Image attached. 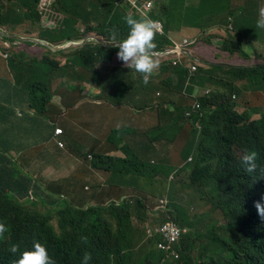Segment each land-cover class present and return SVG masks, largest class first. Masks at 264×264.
Wrapping results in <instances>:
<instances>
[{
  "label": "trees",
  "instance_id": "obj_1",
  "mask_svg": "<svg viewBox=\"0 0 264 264\" xmlns=\"http://www.w3.org/2000/svg\"><path fill=\"white\" fill-rule=\"evenodd\" d=\"M153 1L154 7L149 11H143L152 13V21L161 19V16L168 13L173 23H187L186 25L189 27H191L189 19L194 17L195 14L210 12L211 14L223 15L225 18V15L228 13V19L229 22H233V28L231 29V25H229V29L227 28L220 32L211 33L208 30L209 26L215 25L214 16L209 21L197 17L192 20L201 27V33L197 39L215 43L216 46H219V42L224 40L223 49L231 54L243 52V38L246 39L248 37L244 34V31H248L252 35L254 34L255 28H257L256 21L259 11L260 9H264V2L260 5V0H239L238 4H235L236 0H201L204 2L198 4L197 8H195L194 2L185 8L186 0H169L160 6L156 3L157 0ZM12 2H20L23 6H27L39 20L40 16L37 11L39 0H0V25L4 26L6 19H3L4 17H14L16 14L15 9L10 6ZM21 4L18 6L20 7ZM56 7L64 12L67 17L62 22L61 29L56 34L52 32L54 36L51 38L54 40L83 39L94 34L102 41L118 43L128 33V25L122 19L124 16H131L134 19L146 18L140 12L131 9L130 4L124 2V0H58ZM19 9L21 10V8ZM190 10L191 12L189 13ZM236 12L242 14L238 28L235 25V18L233 17ZM81 22L83 23V27H86L85 33L77 30V26ZM32 26L33 24L31 23V29ZM258 29L260 30V28ZM166 32L168 33V30ZM230 32L239 33V35L234 37ZM38 34L41 37L44 36L41 30L38 31ZM3 39L15 41L13 38L3 37ZM153 43L155 47L151 51H163L169 46H174V42L169 36L161 35L155 29ZM96 45L98 46L97 50L90 51L88 49V46L94 47ZM117 47L118 45L108 47L92 41L80 46V48H73L72 52L65 55L67 57L66 60L55 59V62H53L48 57H45L43 62L37 61L42 66L43 71L40 76L39 66L35 68L36 73L31 84L30 98L27 102V107L22 108V111L24 109H33L43 117V121L39 124L38 122L41 120H38L36 116H29V113L27 115L26 113L19 115L17 119L10 120L6 117L12 112H3V110H8V108H6V105L0 106L3 107V110L0 111V122L2 121L7 125H5L7 127L6 131H14L15 128L19 131L18 127L23 126L25 128L26 123H32L30 131H38L35 139H46L44 136L47 129L50 127L51 130L54 129V126L49 124L66 125L67 122L70 123L71 119L81 121L83 118L82 107H85L88 113L92 115V117L87 116V118H93L95 116L93 115L94 111L96 109L99 110V104L94 103L93 100H86V88L83 86L77 88L71 86L70 89L64 86L58 90L60 91L59 95L62 97L61 103L55 104L51 102L52 95L49 92L46 81L48 74L56 71V69H52L49 62H52L51 64L57 68L62 67L65 70H70L72 64H75L80 68L79 72L86 69L85 73L89 76L88 68H90V65L88 62L92 63L91 67L93 64L111 62L116 54ZM55 53L63 54L65 52ZM245 57L249 59L250 56L246 55ZM153 58L157 59L158 57L153 56ZM125 67L124 73L130 78L133 90L137 93L143 92L144 94L142 90H145L146 87L141 86L140 88L138 84L140 73L134 71L131 63H126ZM182 68V79H185V86L189 76V69ZM231 70L235 82H239V80L245 81V85H248L249 81L246 76L250 75L264 86V65H255L248 68H232ZM90 75H93L92 71ZM209 76L212 77L211 73ZM189 78L191 82H198L201 87L210 88L213 85H210V79L203 73L202 68H198L196 72L190 74ZM165 79L173 82V79L170 77ZM85 81H89L87 76ZM9 83L12 86L15 81ZM218 91V95L216 96L222 97L228 102L225 92ZM182 97L185 98L186 96L182 94ZM202 102V110H196L197 103L191 97L190 99L185 98L183 104H180L183 105L187 112H193L192 114L196 118L201 119L207 114L210 100L203 97ZM77 105L80 107L76 108ZM232 107V105L228 104V113H232ZM238 116L241 118V115ZM102 117L106 119V111ZM157 118L161 119L160 116H157ZM241 119L245 120V116H242ZM256 123L258 124L251 125V135L249 133L246 137V149L248 152L256 153L255 163L257 168L248 171L244 161L233 158L231 152L228 150L227 155L222 153L221 158L222 162L227 165L224 166V171L226 170L227 174L223 172L222 174L218 173V170L213 176L214 180L221 179L225 187L228 186L234 189L232 175L236 176L240 172L245 173L242 179L248 183L251 191L247 187H244L242 192L245 195L251 193L253 195L251 201L243 202L238 200L239 209L237 211H240V214L235 217L231 214L217 228H213L212 226L203 228V230L191 228V231L180 242L177 250L179 257L178 259H173V263L264 264V220L257 214L254 207V202L259 201L261 196L264 195V173L260 171L261 168H264V118ZM1 128L0 135L4 130L3 125H1ZM101 128H103V125ZM101 128H99L100 133L102 132ZM163 131L164 128L160 126L158 137ZM252 137L259 138L262 147ZM112 138L113 136L109 137V139ZM89 139L90 142H93L97 138L91 135ZM33 141V139L27 140L24 147L26 149L32 148ZM201 142L205 143V140ZM10 145H7L4 150L7 151ZM198 148H201V146H198ZM47 152L48 147L39 148L37 156L41 157ZM92 156V161L87 159L90 161L86 165L87 172H91L90 167L96 170H111L114 158L98 155L97 153H93ZM23 157H20L19 161ZM117 159L121 164L122 158ZM10 162V160H7L6 165ZM6 165L0 166V264H14L19 253L30 249L34 242H40L45 246L53 264H82V258L85 253L90 257L88 264H134V256H136L134 241L141 227L147 224L150 225V221L147 220L149 210L147 201H142V199L136 200L137 197H134L133 199H126L120 204H116L110 199L108 206H104V204L93 205L86 211L71 207L68 204L67 208L58 212L60 207H51L54 205V196L50 190L59 189L58 193L64 195H67L69 190H73L78 193L76 195L83 196L81 190L77 188V181L74 182L73 178H68V176H61L57 180L55 178L54 181L52 177V179H45L43 184L40 181L38 184H35L32 177L24 174L22 169L11 171L5 168ZM199 165L201 168L198 170L197 176L198 180L203 181L209 175L205 170L206 166ZM140 166L146 168L144 164H140ZM20 174L22 175V179L18 180L17 177ZM202 181L196 182V185ZM175 187L180 188L179 185H174L166 193L171 192V190L172 192L175 191ZM29 192H31V195H29ZM108 192L110 193V190ZM166 193H164L163 197ZM106 196L110 197L109 194H106ZM49 197L51 198L50 206L47 205L46 200ZM99 197L100 194H96L91 198L99 203H103ZM54 198L57 200L56 204L59 205L60 199ZM22 201L26 202L27 205H24ZM169 206L173 207L175 211L170 209V212L167 214L161 212V218L158 216L159 220H168L167 218L170 220L172 218V221L178 222L182 226L195 227L193 226L192 219L188 218V215H184L185 208L181 207V205L178 207V204H171ZM53 214L60 218L61 234L54 233L51 227L47 225L49 215L52 216ZM152 215L151 221L155 219V213ZM221 233L225 234V236H221ZM201 239L204 240L202 241ZM152 243L151 239L143 240V243L140 245L141 250L148 249V247L153 248ZM13 246L17 249L16 253L11 251ZM162 259H164V254L154 249L153 252L148 253L144 264H159ZM164 264H170V261Z\"/></svg>",
  "mask_w": 264,
  "mask_h": 264
},
{
  "label": "rangeland",
  "instance_id": "obj_2",
  "mask_svg": "<svg viewBox=\"0 0 264 264\" xmlns=\"http://www.w3.org/2000/svg\"><path fill=\"white\" fill-rule=\"evenodd\" d=\"M165 2L166 0H157L156 3L160 6ZM193 2L195 3L196 0H186L185 8L192 5ZM263 2L264 0H260V5ZM238 3L239 0H236L235 4ZM19 4L21 3L12 2L10 6L15 9L14 11H18L19 8H21L20 14L16 13L14 17H4L3 19L6 18L5 24L4 26L0 25L4 29V32L7 36H9L10 34L12 36L20 37L36 36L38 35L39 25L44 37L48 38L47 41L51 43L59 42L58 39L54 40L53 38H51L52 36H54V34H52V31H56V34L57 31H59L62 27L61 23H59V25H55V23L50 20L49 15L56 12V10L53 9V6L50 9L42 10L39 4L38 13L41 14V16L38 22V18L32 14V11L29 10L27 6H23V4H21V6L19 7ZM190 12L191 10L189 11V13ZM59 16L65 17L67 15L62 12ZM212 16L215 17V25L209 26L208 29H211V31L220 32L225 30L229 25L233 24V22H229L228 13L225 15V18L223 15L220 16L217 14H212ZM241 16L242 14L240 12H236L235 15H233L237 28L239 26ZM161 19L163 20L168 30L171 32L170 36L174 38L172 40L176 45L179 43L177 40L182 39V37H186L189 39V41H191V38L198 37L199 35L200 30L198 28L201 27H199L200 25L198 23L191 22V27L187 26V23H173L170 20V16L168 13L162 16ZM31 23L33 24L32 29L30 28ZM82 26L83 24L79 23L77 26V30L80 29L82 33H85L86 27L84 28ZM184 28L186 32L185 35L183 34ZM244 34L248 37L246 39L243 38V52L240 53L239 56L241 58H245L246 55H249L254 63H258L259 61H261L260 54L264 53V28H260V30L258 29V27L255 28V32L253 35L248 31H244ZM238 35L239 33H237V36ZM81 43L83 42H81L80 40L78 42V46L73 48H80V46L82 45ZM4 44L6 43H3V38L0 37L1 60L2 65L6 67V73L1 75V78L4 80H0V103H2L0 104V106L6 105V108H8L6 112H12V109L22 110V108L27 107V102L30 98L31 84L36 73L35 68L39 66L40 76L41 72L43 71L42 66H40L37 61L43 62V58L47 56L53 62H55V59L62 60L64 57H66L65 55L68 54L72 49L69 51L67 49V52L59 55V53H54L53 51H51L50 46H47V48L23 43L19 47H7ZM205 44L206 43H201V40L195 41L189 45H186V48L198 51V47L202 46L204 53L211 55L214 50V48L212 47H216L217 50L214 51H217L218 53H214V56L218 57V61H216L217 63H224L227 60L229 64L236 65L243 61L238 58L239 56L236 58L237 61L228 59L229 54L226 53L227 51L223 49L224 40H221L219 42V46H216L215 43H210V47ZM97 47V45L94 47L88 46V49L90 51H95L97 50ZM60 48H65V46L61 45L59 46V49ZM176 48L171 49L169 47L168 50H163L161 53L167 54L173 52ZM51 52H53L54 54H51ZM4 53L8 55L7 58L4 57ZM88 63L91 67L92 63ZM50 65L51 68L54 67L53 64ZM77 68L78 66H76L75 64L71 66L70 70H65L62 67H56V72L54 71L52 74H48L47 76L49 92L55 93V91H58L61 85L58 80L62 79L63 76L66 78L67 86L73 83L74 77H77V80H81L78 77ZM88 70L90 71V73L92 71L94 75H97L96 73L99 74L98 77H94L91 80L92 83L96 84L97 81L101 82L102 84H105L106 90H108V86L110 83V90L117 91L118 96L113 99L107 93L103 94L99 102H101L102 99H105L102 97H108L109 99L107 98V100H114L115 103L113 101H103L98 114L93 116L91 120H87L85 123H82V121H74V119H71L70 123L67 122L66 125L62 124L57 126V128L67 131L63 136L67 139L57 140L55 142L58 145V151H68V155L71 161L69 162L70 167L68 166L67 162L66 169H60L59 171H57V173L55 174L56 176L65 174L75 175L80 177V180L82 182H93L94 184H88L89 188L87 191L79 188L84 195V199L88 201L94 200L91 197H94L96 194H100V197H104L105 192L110 190V197L122 198L123 196H134L137 197L136 199H142L143 201H147V203L149 202L150 204H148L151 207H153L154 205V207H156L157 205L178 204L179 202L180 204L178 205H181L183 208L187 209L184 211V215H188V218L192 219L193 226H195V229L197 230H203V228L209 226L217 228L220 223L224 222L227 217H229L231 214H234L239 209L238 200L236 196L231 192L232 189L227 185L226 186L228 188L225 187L221 179L214 180L213 178L218 170V173L222 174V172L220 171V155L217 154L215 150L211 153L207 150H197L195 143L198 142L201 131L192 127L189 117L185 113L183 114L179 107H177V109L173 111L171 106L170 109L172 111L170 110V112L174 113L172 116V121L175 119H180L182 121L180 128L177 129V126H169L167 116H163L161 122L158 123L157 117L155 116L154 112L152 115L148 114L152 108H154V111L158 110L160 105H162V109L167 110V106L164 104L163 96H161V94H164V92L168 90L169 87L166 84H161V81H159L158 77H168V75H173L168 68H163L158 73L156 67L154 73L149 76V80L146 83L143 79L144 75L141 74L138 83L139 86L146 87L150 91V96L148 98V102L146 103H130L129 100L125 101L124 94L128 92L127 88L124 86L122 80H116L110 74L108 67L104 64V62L96 64V66L94 64L93 67L88 68ZM209 72L210 69H203V73L208 77ZM214 74L220 76V80H224L226 77L225 67L216 66V68L214 69ZM174 76L175 84L172 87L173 92L181 89V86L177 82L178 80L176 78V75ZM12 81H15V83L11 86V83L9 82ZM125 81L130 82V78L126 77ZM228 83H230V81ZM187 84L190 85V82L188 81ZM252 85V91L259 90V86L256 82L251 84V86ZM91 89L96 90V87L92 86ZM228 92L230 91L228 90ZM136 94L137 93H133L132 96L134 97ZM53 102L55 104H60V96H55L53 98ZM181 103L183 104V101H181ZM78 107L80 106L78 105ZM2 108L3 107H0V111L3 110ZM32 110L24 109L26 115L29 113V116L34 117L33 113H31ZM81 111L83 116L82 119L87 118V116L92 117V115L88 113L85 107H82ZM105 111L107 114L106 125L102 123L103 128L100 136L93 142H90L89 137L94 131V126L99 121L100 117H102V115L105 113ZM94 112H97V109ZM18 113L21 114L20 111H18ZM127 117H129L130 120L126 119ZM73 118H75V116H73ZM73 124L76 125L74 126ZM160 126L164 128V131L161 133L162 138L158 137ZM1 129L2 128L0 124V130ZM31 129L32 123H26L25 128L23 126L18 127L19 131H17V128H15L14 131L9 132L3 130L0 135V165L3 164L5 153L4 149L7 145H14L18 142H26L27 140H34L36 138V134L38 131H30ZM88 133L91 134L89 135ZM68 134L70 135L68 136ZM110 136H113V138L109 139ZM127 140L130 141V143H134V146L130 150L127 151L126 149L124 151L126 153V158L122 159V162L120 164L119 160H116V148L118 147L117 143H121V141H123L122 143H127ZM68 143L70 144L71 149ZM86 143L112 144L106 147L103 152L105 156L115 159L114 163L112 164L111 170H105L106 178L99 171H96L93 174L79 172V167H81V165L84 163L86 155H88V158L91 157L90 148ZM143 143L150 144L143 146ZM61 144L63 147H59ZM33 150L34 148H29V151ZM149 151H152L153 154H149ZM79 153H82V157H79ZM201 154L205 155V162L202 160L200 156ZM244 156L245 155L242 153H237V157ZM76 158H78V160H76ZM125 160L127 161L124 162ZM140 164H144L146 168L141 167ZM199 164L206 166L205 170L209 175L207 176V178H204L203 181L198 180L197 176L198 170L201 168L199 167ZM49 165L54 166L50 162L37 159V161L32 165L31 171L26 170L25 167L21 168L22 172L32 177L33 183L36 184L37 180L42 179V176H46V179H52V175L50 174L54 170L52 168L49 169ZM73 168H77L75 170V174ZM177 169L180 170L178 171ZM169 171L171 172L170 174ZM194 172L196 173L194 174ZM166 174H169V176H167ZM42 180L44 181L45 178H43ZM111 181L112 183L110 184ZM177 181H180L183 184V191H181L182 188H179L171 192V194L173 193L171 197V194L166 192L169 191ZM198 181L202 182L196 185V182ZM97 183H101V185H98ZM182 192L185 197L183 195L180 197V194H182ZM72 193L73 190L68 191L69 198H73L75 196H73ZM164 193L166 194L163 197ZM178 193L179 196L177 197ZM29 195H31V192H29ZM53 199L54 205L51 206L52 208L58 206L56 204L57 200L54 197ZM46 200L47 205L50 206L51 198H46ZM187 200H190V202ZM24 205H27V203L24 202ZM59 206L61 210H64L66 208V205L62 200H60ZM150 210L152 211V209L148 210L147 220L149 219L148 221L153 223V221H151L153 212H151ZM188 210H190V212ZM160 214L161 213H159V215ZM59 221L60 218L55 214H53L52 216L49 215L47 221V225H49L52 231L57 234H61ZM146 226L148 225H144L141 227L140 232L137 235L136 240L134 241V248L136 250V256H134L133 261L134 264H144L148 253L154 251V249L151 247L143 250H141L140 248L143 240H145V236L149 235V230ZM155 231L156 229H154V231L152 230V234H154ZM221 236H225V234L221 233ZM168 261H170V264H176L173 263L172 259L168 258L162 259L159 264H164Z\"/></svg>",
  "mask_w": 264,
  "mask_h": 264
},
{
  "label": "clouds",
  "instance_id": "obj_3",
  "mask_svg": "<svg viewBox=\"0 0 264 264\" xmlns=\"http://www.w3.org/2000/svg\"><path fill=\"white\" fill-rule=\"evenodd\" d=\"M209 1V0H208ZM58 0H39L38 2V7L37 11L40 7L42 10L44 9H50L53 6V9L56 10L55 13H52L49 15L50 20L55 23V25H59V23L62 24L64 21L65 17H60L59 15L62 13L61 10L58 9L57 6ZM124 2H127L130 4L131 9L134 11L140 12L144 17L143 19H134L131 16H124L122 19L124 22L128 25V33L125 38L119 40L118 43H108L105 41H102L98 38V36L91 34L86 38L83 39H67V40H59L57 43H51L47 41L48 38L41 37L39 34L36 36H25V37H20V36H12L11 34L7 36L4 32V29L0 26V37H7V38H13L15 41H10V40H4L3 43L7 47H19L23 43L24 44H33L34 46H41V47H47L50 46L51 51L55 52H67L71 50L70 52L73 51V47L78 46V42L81 40L82 45L96 41L98 43H101L102 45H106L108 47L111 46H116L117 51L116 54L114 55L113 59L111 62H104V64L108 67V70L110 74L116 79V80H122L124 86L127 88L126 94H124V100L128 101L130 94L137 93L133 90L131 81L127 82L125 81V78L127 77L124 73L125 70V65L126 63H131L133 69L135 72L143 74V79L144 82H148L149 76L154 73L155 68L157 67L158 73L161 71L163 68H168L170 72H174L176 68H187L189 69V76L190 74L196 72L198 68H209L210 63L208 61H211L214 59V52L212 53L213 59L208 58V56L202 51V46L198 47V51L190 50L186 48V45L191 44L192 42L195 41H200V39H197L198 37L191 38V41H189L188 38H185L181 40L177 45L174 43V46H169L171 49L177 48L170 53L167 54H162V51H151L155 45L153 43V34H154V29L157 31V33L161 35H166L169 36V38L172 40L170 36V31L168 28L165 26L164 22L162 19H158L156 21H152L151 14L148 12H143L144 10L149 11L154 7V1L153 0H124ZM168 2V0H166ZM39 14V13H38ZM41 16V14H39ZM162 18V16H161ZM195 18L192 17L190 18L191 20ZM40 20V17H39ZM38 20V22H39ZM193 21V20H192ZM82 23V22H81ZM39 24V23H38ZM83 24V23H82ZM256 25L258 28H264V9H260L259 15L256 21ZM83 27V26H82ZM168 30V33L165 30ZM39 31L41 30V27L38 25ZM228 28V27H227ZM226 28V29H227ZM232 29V25L230 26ZM199 35L201 33V29ZM229 29V28H228ZM80 30V29H79ZM209 32L214 33L217 31H211V29H208ZM42 31V30H41ZM56 32V31H52ZM58 32V31H57ZM230 34L234 35V37L237 36V33H231ZM172 35V34H171ZM183 38V37H182ZM201 43H206L210 45L209 42H205L204 40H201ZM205 44V45H206ZM65 46V48H60L59 46ZM81 45V46H82ZM207 45V46H208ZM165 48L164 50H168V48ZM212 47V46H211ZM48 48V47H47ZM214 50H217L216 47H212ZM51 52V54H54ZM69 52V53H70ZM218 53V52H217ZM226 53L229 54L227 51ZM231 54V53H230ZM240 53L236 54H231L232 59L237 61V57L239 56ZM60 55V54H59ZM153 56L158 57L153 58ZM264 53L260 54V60L258 63H254L252 58L249 57V59L241 58L240 56L238 57L239 59L243 60L241 63L236 64V65H228L225 66L224 64H219L216 66H221L225 67V73L226 77L224 80H220V76H217L214 74V77L212 78V83H214L216 80H219V86L222 89V91L225 92V96L228 99V102H226L222 97H218L217 93L219 92L218 90H214L212 87L208 89L207 91L202 92L203 87L197 88L194 90L192 89V84L191 80L188 76L186 80V84L184 86V82L178 83L181 86L180 90H177L180 92V95L184 94L187 99H191L197 103V109L203 108V102L202 99L208 98L210 100V103L208 105V111L203 118H196L195 115H193L191 112H187L183 105L182 107L179 108L181 112L186 114L189 117V120L194 118L195 122L197 123L195 126L191 123L192 127L194 129H199L201 131V134L199 136V140L197 143H200L202 140H205V143H201L203 146L201 148H197L198 151H204L207 150L210 153L213 152L214 150L216 151L217 154L220 155L222 158V153L227 155V151L229 150L231 152V155L233 158L244 161L247 170L252 171L257 168V165L255 163L256 161V153L255 152H248L246 149L247 146V141L246 137L250 133L251 135V125L252 124H258L256 122L261 121L264 118V86L259 82L258 80L254 79L250 75L246 76L249 84L245 85V81H240L235 82L233 79V72L232 68H248L250 66H255V65H264ZM1 57V53H0ZM4 57L7 58L8 55L4 53ZM48 57V56H47ZM49 58V57H48ZM58 58V57H57ZM44 59V58H43ZM61 59V58H60ZM67 57H64L62 59L66 60ZM49 60H51L49 58ZM52 62H49L51 64ZM94 65V64H93ZM96 66V64H95ZM215 66V68H216ZM93 67V66H92ZM91 68V67H90ZM52 69H56V66L52 67ZM80 68H77V73L78 77L81 80H77V77H74L73 83L70 84L69 86L66 85V78L63 76V80L59 79L58 81L61 83L59 89L62 87L66 86L67 88H71V86H75V88L79 86H83L86 88L85 90V97L86 100H93L94 103L99 104V109L102 106L103 101H113L114 100H107L108 97H102L105 99H102L101 102V96L105 93L110 95L113 99L118 96V92L114 90H110L111 84L109 83L108 90H106L105 84H102L101 82H96V84L92 83L91 80L94 77H98L99 74L96 73L97 75H90L89 76L85 73L84 71H80ZM56 72V71H55ZM53 73V72H52ZM50 73V74H52ZM46 75V74H44ZM84 78H83V77ZM86 76L89 79L88 82H86ZM65 78V79H64ZM159 81H161V84H166L169 89H172L173 85L175 84L174 80L173 82L167 81L165 78L158 77ZM188 81L190 82V85H188ZM230 81V83H228ZM48 84V81H46ZM254 82L257 83L259 86V90L257 91H252L251 84ZM158 83V82H155ZM227 83V84H226ZM94 86L96 87V90H92L91 87ZM101 86V87H98ZM141 88V87H140ZM209 88V87H207ZM49 89V85H48ZM58 89V90H59ZM242 91H241V90ZM228 90L230 92H228ZM218 91V92H217ZM60 91H55V93L50 92L52 95L51 97V102H53V98L55 96H60L59 95ZM182 92V93H181ZM184 98V97H182ZM60 99L62 101V97L60 96ZM109 99V98H108ZM85 100V101H86ZM2 104V103H1ZM228 104L232 105V113H228ZM180 105V104H179ZM179 105H176L179 107ZM177 107H172V110L175 111ZM78 108V105L77 107ZM18 111L21 112V114L18 113ZM98 109L97 112H94L93 115L98 114ZM3 112L7 113L6 110H3ZM31 113H33L34 116L37 117L39 121L38 123L40 124L43 121V117L40 116L39 114L36 113L35 110H32ZM245 116V120L241 119L238 115ZM25 114L24 111L22 110H13L12 113L8 114L6 118L10 120L17 119L19 115ZM1 125H3L4 130L7 129V125L3 123L2 121L0 122ZM6 125V126H5ZM51 126H54V134L62 139H67L63 137L67 131L62 130L60 128H57V126L62 125V124H57L53 125V123L49 124ZM70 134H68L69 136ZM96 136V135H94ZM97 138V137H96ZM253 138V137H252ZM72 139V137H71ZM254 141L260 145V139L259 138H253ZM22 143V144H18ZM16 144H11L10 148L5 151L4 153V161L3 164L0 166L6 165L7 160H10L11 162L8 163L5 168L11 170V171H16L18 169H21V164L23 160L28 156L30 153L29 149H26L25 142H18ZM63 144V143H62ZM62 144L59 147H63ZM261 146V145H260ZM262 147V146H261ZM264 148V147H263ZM71 149V148H70ZM69 149V150H70ZM27 151V152H26ZM62 152H68V151H62ZM237 153H242L245 156L244 157H237ZM93 153H91V157L88 158V155H86V159L84 163L81 165L79 172L82 173H90L93 174L94 172L98 171L92 167H90L91 172H87L86 170V165H88V160H92ZM23 157L22 160L19 161L20 157ZM202 160L205 162V155L201 154L200 155ZM79 157H82V153H79ZM118 158V157H117ZM78 159V158H77ZM123 159V158H122ZM125 159V158H124ZM114 163V162H113ZM112 163V164H113ZM111 164V165H112ZM221 168L220 171L227 174V171L224 166H227L224 162L221 160L220 164ZM223 167V168H222ZM260 171L264 173V168H261ZM245 175V173H237L236 176L232 175V183L234 184V189L231 190V192L236 196L237 200L241 201H251L253 195L250 193L249 195H245L242 192V189L244 187H247L249 189V185L247 182H245L242 177ZM42 179L45 178L46 176H42ZM81 178L78 176H74L73 180L74 182H78L77 188L83 189L84 191H87L89 186V183L93 182H82L80 180ZM43 181V180H42ZM45 182V181H43ZM43 184V183H42ZM94 184V183H93ZM101 185V184H100ZM174 185H179L180 188H183V184L180 181H177ZM59 189H52L50 190L53 194L54 197L59 198L60 200L63 201V203L66 205V208L68 204H70L71 207L75 208H80L83 211H86L90 209L93 205H100L104 204V206H108L110 204V199L115 202L116 204H120L126 199H133L132 197H125L123 196L122 198H113V197H108L106 194H109L108 191L105 192L104 197H99L103 203H99L96 200L88 201L84 199L83 196L76 195L78 194L77 192L73 191V198H69L68 192L67 195L58 193ZM249 191H251L249 189ZM183 195L180 194V197ZM59 200V202H60ZM60 206L58 205V208ZM179 207V205H178ZM254 207L256 208L257 214L261 216L264 220V195L261 196V199L259 201L254 202ZM149 209H152L151 212L155 213V219L153 220V223L150 222V225L147 224L148 226L147 229L149 230V235L145 236L146 239H151L153 248L156 251H160L161 253L164 254V259H178L179 254L177 252L178 246L180 242L183 240V235L182 231L187 230V226L181 225L178 222L172 221V220H159L158 216L160 217L159 213L163 212L167 214L170 212V209L175 211L173 207L169 205H157L156 207H151L149 205ZM62 211L61 209H58V212ZM177 211L179 212V209L177 208ZM240 214V211H237V213L233 214L234 217L236 215ZM161 218V217H160ZM156 229L155 233L152 234V230ZM177 229L178 234L174 236V239H172V230ZM1 246V245H0ZM11 251L13 253H16L17 249L15 246L11 248ZM90 257L87 253L84 254L82 258V264H88ZM14 264H53L51 257L48 255L47 249L45 246L40 243V242H34L31 246L30 249L28 250H23L19 253L18 257L15 259Z\"/></svg>",
  "mask_w": 264,
  "mask_h": 264
},
{
  "label": "crops",
  "instance_id": "obj_4",
  "mask_svg": "<svg viewBox=\"0 0 264 264\" xmlns=\"http://www.w3.org/2000/svg\"><path fill=\"white\" fill-rule=\"evenodd\" d=\"M200 1L201 0H196L195 5H194L195 8H197L199 6L198 4L204 2V1H201V2ZM16 13L20 14V9L18 11H16ZM195 17L200 18V19H207L209 21L212 18V14L210 12L199 13V14H195ZM189 20H190V22H193L191 19H189ZM185 33L186 32H185V28H184L183 29V34L185 35ZM185 38L186 37L182 38L181 40H183ZM172 39H174V38H172ZM181 40H177V41L180 42ZM206 45H208V44H206ZM208 46L210 47V45H208ZM202 51H203V49H202ZM213 52L217 53V51H214V50H213ZM206 55L208 56V58L213 59L212 54L211 55L206 54ZM228 59L232 60V55L230 53H229ZM223 60H225V59H223ZM216 61H218V57H214L213 62L208 61V63H210L209 68H208V69H210L209 74L211 73V75H212V77L209 76L210 85L213 84L211 87L214 90H217V89L218 90H222L220 88V86H219V80H216L214 83L211 82L212 78L214 77L215 66L219 65V64H224L225 66H228V65H231V64H229L227 62V60L224 63H217ZM204 69L208 70L206 68H204ZM182 72H183V68H176V70L171 73L173 75H170V76L168 75V77H170L173 80H175V76L174 75H176V78L178 80L177 82L178 83H182L185 80V79H182L183 78ZM5 73H6V67L2 65V60H1V57H0V80H4V79L1 78V75L5 74ZM168 77H162V78H168ZM191 84H192V87L194 88V90L197 89V88H201V86L199 85L198 82H191ZM208 89H210V88H207V87L203 86L202 92L207 91ZM142 91H144V94H143V92L142 93H137L134 97L132 96V94H130V96H129L130 103H146V102H148V98L150 96L149 89L146 88L145 90H142ZM161 96H163V102L167 106V110L162 109V105H160L158 110L154 111V108H152L149 111L148 114L152 115L153 112H154L156 117L160 116L161 119L157 118L158 122H161L163 116H167L168 123H169L170 127L171 126H177V129L180 128V126L182 124V121L180 119L179 120L175 119V120L172 121V116H173L174 113L170 112V110H171L170 107L171 106L172 107H177V106H175V104L179 105L181 103V101H183L185 98H182V96L180 95L179 91L173 92L172 89L166 90L164 92V94H161ZM181 107L182 106L180 104L179 108H181ZM126 119L130 120L129 117H127ZM87 120H91V117L90 118L81 119L82 123H85ZM101 122L104 123V125H106V119H104L103 117H100L99 122L96 123L95 126H94L95 128H94V131L92 132V134L91 133H88V134L89 135L91 134L93 136L96 135V137L98 138L100 136L99 128L102 127V123ZM191 123L193 124V126H195L197 124L195 122L194 118L191 120ZM82 136H83V134H82ZM44 137H46V139H43V138L34 139L33 147H32V148H34V150L30 151L28 156L23 160V162L21 164V167H25L26 170H30L31 171L32 165L37 161V159H39V160H42V161L50 162L51 164L54 165V166L49 165V169L52 168L54 170L50 174L53 177V181L55 180V178L57 180L58 177H61V176H68V177L73 178L75 175H66V174L65 175H58V176L55 175L57 173V171H59L60 169H66V163L68 162V166H69V162L71 161V159H70V157L68 155V152H59L58 151V145L55 142L57 140H62V138L57 137L54 134V129L51 130V127L47 129L46 134H45ZM159 138H162V135H160ZM86 144L89 146L91 153H97L98 155H104L103 152L106 149V147L112 145L111 143H86ZM148 144H150V143H143V146H146ZM68 145L71 148L69 143H68ZM118 145H119V143H118ZM133 146H134V143H130V141H128V140H127V143H120V146H118L116 148L117 149L116 156L118 158H123V159L126 158V153L124 151L126 149H127V151L130 150ZM195 146L198 147V146H203V145L201 143H195ZM42 147H48V152L46 154L42 155L41 157H38L37 156V150L39 148H42ZM149 154H153V152L149 151ZM76 160H78V159L76 158ZM73 169H74V172H75V170L77 168H73ZM98 171L106 178V171L105 170L100 169ZM17 179L18 180L22 179V175L21 174L18 175ZM39 181L41 183H43V181L41 179V180H37V184L39 183ZM101 183H97V184L100 185ZM131 197L134 198V196H131ZM188 211L190 212V210H188ZM191 228H195V227L187 226V230L186 231H182L183 235L188 234L191 231Z\"/></svg>",
  "mask_w": 264,
  "mask_h": 264
},
{
  "label": "bare ground",
  "instance_id": "obj_5",
  "mask_svg": "<svg viewBox=\"0 0 264 264\" xmlns=\"http://www.w3.org/2000/svg\"><path fill=\"white\" fill-rule=\"evenodd\" d=\"M72 66H73V64H72ZM196 110H198V109H196ZM192 113H193V112H192ZM194 113H195V112H194ZM73 125H74V124H73ZM75 125H76V124H75ZM75 125H74V126H75ZM83 129H86V128H83ZM79 131H80V130H79ZM86 131H87V130H86ZM175 136H176V135H175ZM50 138H51V137H50ZM122 139H123V138H122ZM119 141H120V140H119ZM119 141H118V142H119ZM122 142H123V141H121V143H122ZM126 142H127V141H126ZM201 143H202V142H201ZM117 145H118V143H117ZM118 146H120V143H119ZM183 149H184V148H183ZM194 149H195V148H194ZM195 154H196V153H195ZM196 157H197V155H196ZM95 159H96V158H95ZM182 159H183V158H182ZM91 161H92V160H91ZM93 161H94V160H93ZM189 161H190V160H189ZM194 161H195V160H194ZM88 162L90 163V161H88ZM188 163H189V162H188ZM182 164H183V163H182ZM182 164H181V165H182ZM89 166H90V165H89ZM178 167H179V166H178ZM79 168H80V167H79ZM79 168H78V169H79ZM181 168H182V167H181ZM181 168H180V169H181ZM180 169H179V170H180ZM177 170H178V169H177ZM179 170H178V171H179ZM74 173H75V172H74ZM132 173H133V171H132ZM170 173H171V172L169 171V174H170ZM195 173H196V172H194V174H195ZM213 173H214V172H213ZM135 174H136V173H135ZM169 174H166V175L169 176ZM131 176H132V175H131ZM137 176H138V175H137ZM173 176H174V175H173ZM121 177H122V176H121ZM139 177H141V176H139ZM68 178H69V177H68ZM116 178H117V177H116ZM123 178H124V177H123ZM150 178H151V177H150ZM165 178H166V177H165ZM113 179H114V177H113ZM124 179H125V178H124ZM155 179H156V178H155ZM128 180H129V178H128ZM114 181H115V180H114ZM122 181H123V180H122ZM124 181H125V180H124ZM111 183H112V181L110 182V184H111ZM186 184H187V183H186ZM113 185H114V184H113ZM170 185H171V184H170ZM125 186H126V185H125ZM123 187H124V186H123ZM131 187H132V186H131ZM171 187H172V186H171ZM120 188H121V187H120ZM120 188H119V189H120ZM175 188H176V187H175ZM131 189H132V188H131ZM177 189H178V188H176V190H177ZM121 190H122V189H121ZM135 190H136V189H135ZM174 190H175V189H174ZM181 191H183V188H182ZM181 191H180V192H181ZM171 192H172V190H171ZM171 192H169V193L171 194ZM182 193H183V192H182ZM172 194H173V193H172ZM172 194H171V197H172ZM176 195H177V194H176ZM173 196H174V195H173ZM178 196H179V193H178L177 197H178ZM183 196H184V195H183ZM142 197H143V196H142ZM184 197H185V196H184ZM187 198H188V197H187ZM143 199H144V198H143ZM171 199H172V198H171ZM182 199H183V198H182ZM136 200H137V199H136ZM151 200H152V199H151ZM175 200H176V199H175ZM139 201H140V200H139ZM142 201H143V200H142ZM157 201H159V200H157ZM178 201H179V199H178ZM178 201H177V202H178ZM180 201H181V200H180ZM187 201L190 202V200H187ZM160 202H161V201H160ZM184 202H186V201H184ZM205 202H206V201H205ZM148 203H149V202H148ZM202 203H203V202H202ZM149 204H150V203H149ZM149 204H148V205H149ZM178 204H180V203L178 202ZM205 204H206V203H205ZM205 204H204V206H205ZM201 205H202V204H201ZM143 206H145V205L143 204ZM154 206H155V205H154ZM154 206H153V207H154ZM184 206H185V205H184ZM202 206H203V205H202ZM207 206H208V205H207ZM147 207H148V206H147ZM181 207H182V206H181ZM197 208H198V207H197ZM199 208H200V206H199ZM201 209H202V207H201ZM193 210H194V209H193ZM150 211H151V210H150ZM201 211H202V210H201ZM171 215H172V214H171ZM195 215H196V214H195ZM175 216H176V215H175ZM196 216H197V215H196ZM147 217H148V216H147ZM163 217H164V216H163ZM167 219L169 220V218H167ZM171 219H172V218H171ZM171 219H170V220H171ZM148 220H149V219H148ZM151 220H152V219H151ZM199 223H200V222H199ZM153 231H154V229H153ZM154 233H155V232H154ZM148 234H149V233H148ZM201 240H202V239H201ZM203 240H204V239H203ZM203 240H202V241H203Z\"/></svg>",
  "mask_w": 264,
  "mask_h": 264
},
{
  "label": "built area",
  "instance_id": "obj_6",
  "mask_svg": "<svg viewBox=\"0 0 264 264\" xmlns=\"http://www.w3.org/2000/svg\"><path fill=\"white\" fill-rule=\"evenodd\" d=\"M177 234H178V230L173 229L172 230V236H173L172 239H174V236H176Z\"/></svg>",
  "mask_w": 264,
  "mask_h": 264
}]
</instances>
